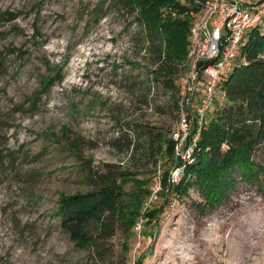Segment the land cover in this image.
Returning <instances> with one entry per match:
<instances>
[{"label":"rangeland","instance_id":"374dc122","mask_svg":"<svg viewBox=\"0 0 264 264\" xmlns=\"http://www.w3.org/2000/svg\"><path fill=\"white\" fill-rule=\"evenodd\" d=\"M128 19L110 0H0V264H87L54 210L61 193L88 189L84 167L102 162L133 171L147 190L124 264H264V147L251 155L254 174L234 170L215 201L162 185L165 170L174 182L182 169L174 174L166 153L152 164L147 132H169L175 112L156 83L148 103L129 84L151 65ZM248 223L256 227L244 255ZM123 239L117 229L116 252Z\"/></svg>","mask_w":264,"mask_h":264},{"label":"trees","instance_id":"16d2710c","mask_svg":"<svg viewBox=\"0 0 264 264\" xmlns=\"http://www.w3.org/2000/svg\"><path fill=\"white\" fill-rule=\"evenodd\" d=\"M110 1L119 16H130L124 27L133 26L131 37L137 52L142 51L151 65L140 80L130 76L129 84L139 88V101L148 103L144 91H149L151 82L156 83L164 91L166 106L175 112L177 79L189 47L188 28L197 5L190 0ZM93 11L96 16L99 7ZM13 18L10 16L8 20ZM240 56L220 79L222 96L206 113L191 160L183 165L174 182L168 180L166 170L160 175L161 184L177 195H186L193 187L208 202L215 201L218 191L233 185L234 170L243 179L254 174L256 163L251 155L264 147V29L248 33ZM127 61L130 66L136 64L134 59ZM147 134V153L154 166L164 153L174 165L179 163L177 158H172L173 141L169 132L153 130ZM84 170V180L90 187L58 196L54 213L59 226L75 247L86 251L87 264H124L128 250L126 237L147 190L133 171L119 169L113 162L88 163ZM127 181L132 184L129 189L124 186ZM192 203L199 210L204 209L203 203ZM146 214L151 216L148 210ZM255 227L248 223L241 228L244 255L250 252V231ZM117 229H122L124 235L118 252L111 242ZM192 263L199 264L194 259Z\"/></svg>","mask_w":264,"mask_h":264},{"label":"built area","instance_id":"2783aa9c","mask_svg":"<svg viewBox=\"0 0 264 264\" xmlns=\"http://www.w3.org/2000/svg\"><path fill=\"white\" fill-rule=\"evenodd\" d=\"M197 5L188 28L189 47L177 81L175 121L169 131L177 174L191 160L206 113L222 96L220 79L251 30L264 29V0H190Z\"/></svg>","mask_w":264,"mask_h":264}]
</instances>
